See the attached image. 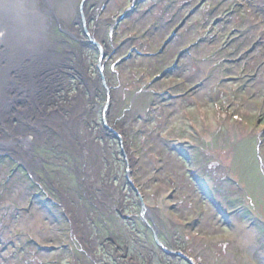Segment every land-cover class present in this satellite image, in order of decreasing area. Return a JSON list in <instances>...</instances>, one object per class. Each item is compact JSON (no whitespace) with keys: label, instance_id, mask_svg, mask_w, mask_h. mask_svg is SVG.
<instances>
[{"label":"rangeland","instance_id":"1","mask_svg":"<svg viewBox=\"0 0 264 264\" xmlns=\"http://www.w3.org/2000/svg\"><path fill=\"white\" fill-rule=\"evenodd\" d=\"M34 7L52 52L0 126V264H264V0Z\"/></svg>","mask_w":264,"mask_h":264},{"label":"bare ground","instance_id":"2","mask_svg":"<svg viewBox=\"0 0 264 264\" xmlns=\"http://www.w3.org/2000/svg\"><path fill=\"white\" fill-rule=\"evenodd\" d=\"M34 2L0 0V126L11 123V106L20 108L15 102L27 103L29 109L43 95L41 79L52 50L43 29L47 7L36 8ZM16 144L18 141L0 137V151Z\"/></svg>","mask_w":264,"mask_h":264},{"label":"water","instance_id":"3","mask_svg":"<svg viewBox=\"0 0 264 264\" xmlns=\"http://www.w3.org/2000/svg\"><path fill=\"white\" fill-rule=\"evenodd\" d=\"M156 241H157V243L160 244V241H158V240H156ZM188 260L190 261L191 264H194L193 261H192L191 259L188 258Z\"/></svg>","mask_w":264,"mask_h":264},{"label":"trees","instance_id":"4","mask_svg":"<svg viewBox=\"0 0 264 264\" xmlns=\"http://www.w3.org/2000/svg\"><path fill=\"white\" fill-rule=\"evenodd\" d=\"M181 259V258H180ZM183 260V259H182ZM184 261V260H183Z\"/></svg>","mask_w":264,"mask_h":264}]
</instances>
